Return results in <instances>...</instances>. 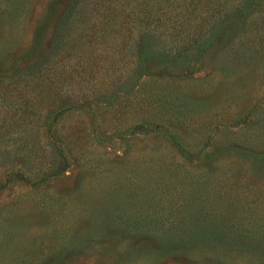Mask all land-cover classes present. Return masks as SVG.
Returning a JSON list of instances; mask_svg holds the SVG:
<instances>
[{
	"label": "rangeland",
	"instance_id": "rangeland-1",
	"mask_svg": "<svg viewBox=\"0 0 264 264\" xmlns=\"http://www.w3.org/2000/svg\"><path fill=\"white\" fill-rule=\"evenodd\" d=\"M248 1L0 0V264H264Z\"/></svg>",
	"mask_w": 264,
	"mask_h": 264
},
{
	"label": "trees",
	"instance_id": "trees-1",
	"mask_svg": "<svg viewBox=\"0 0 264 264\" xmlns=\"http://www.w3.org/2000/svg\"><path fill=\"white\" fill-rule=\"evenodd\" d=\"M259 1V0H258ZM258 4V2H257V0L255 1H253V0H249L248 1V3H247V6H246V10H245V12H248V11H250L252 8H253V6H256ZM220 7H224V4L222 3V5H219ZM226 7V6H225ZM142 13V12H141ZM150 16H151V14H153V12H151L150 11ZM171 17H173V16H171ZM173 20H172V22H170L169 23V29H173V30H180L181 32H183V28L185 27V28H189L190 30L189 31H187L184 35H187V36H191L192 38H194L195 39V41L194 42H199V38H201L203 35H204V32H203V29L204 28H199L200 27V24H201V22H199V23H197L198 25H196V24H194V22H192V26H190V22L187 20V21H185L184 19H177L175 16L172 18ZM201 20H203V18L201 17L200 18ZM141 21H148V23L150 24V20H149V18L148 17H143L142 16V18H141ZM197 27V28H196ZM203 27V26H202ZM192 29L194 30L193 31V33H191V31H192ZM220 32V31H219ZM225 32H227V31H225V30H223V31H221V33L222 34H224ZM222 34H220V35H222ZM216 36V35H215ZM186 38H188V37H186ZM190 39V38H189ZM141 62H143V64L144 65H146L147 64V61H146V57L145 56H143L142 58H141ZM183 151V150H182Z\"/></svg>",
	"mask_w": 264,
	"mask_h": 264
}]
</instances>
